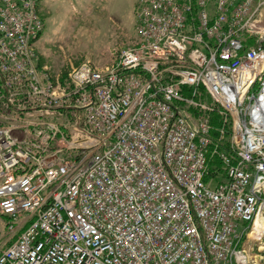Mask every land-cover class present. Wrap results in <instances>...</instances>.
<instances>
[{
  "label": "built area",
  "instance_id": "2783aa9c",
  "mask_svg": "<svg viewBox=\"0 0 264 264\" xmlns=\"http://www.w3.org/2000/svg\"><path fill=\"white\" fill-rule=\"evenodd\" d=\"M40 2L0 0V264H255L264 0H138L128 47L70 72Z\"/></svg>",
  "mask_w": 264,
  "mask_h": 264
},
{
  "label": "rangeland",
  "instance_id": "374dc122",
  "mask_svg": "<svg viewBox=\"0 0 264 264\" xmlns=\"http://www.w3.org/2000/svg\"><path fill=\"white\" fill-rule=\"evenodd\" d=\"M137 2L41 0L44 23L36 43L38 54L54 71L70 72L85 62L100 68L110 65L117 50L128 47L136 37ZM242 230L240 227L238 233ZM252 230L243 239V255L254 259L255 264H264V235L258 236L259 240L251 239Z\"/></svg>",
  "mask_w": 264,
  "mask_h": 264
},
{
  "label": "bare ground",
  "instance_id": "6f19581e",
  "mask_svg": "<svg viewBox=\"0 0 264 264\" xmlns=\"http://www.w3.org/2000/svg\"><path fill=\"white\" fill-rule=\"evenodd\" d=\"M262 209H263V206L260 208L257 217H256V220H255V223H254V228L251 232V234H249V238L251 239H258L257 238L258 236H262L264 235V215L262 213ZM263 215V216H262Z\"/></svg>",
  "mask_w": 264,
  "mask_h": 264
},
{
  "label": "trees",
  "instance_id": "16d2710c",
  "mask_svg": "<svg viewBox=\"0 0 264 264\" xmlns=\"http://www.w3.org/2000/svg\"><path fill=\"white\" fill-rule=\"evenodd\" d=\"M213 125L216 127L217 126V116L213 115ZM212 135L214 136V133H212Z\"/></svg>",
  "mask_w": 264,
  "mask_h": 264
},
{
  "label": "crops",
  "instance_id": "0c3cea01",
  "mask_svg": "<svg viewBox=\"0 0 264 264\" xmlns=\"http://www.w3.org/2000/svg\"><path fill=\"white\" fill-rule=\"evenodd\" d=\"M41 10H43L42 4H41ZM129 41V40H128Z\"/></svg>",
  "mask_w": 264,
  "mask_h": 264
}]
</instances>
